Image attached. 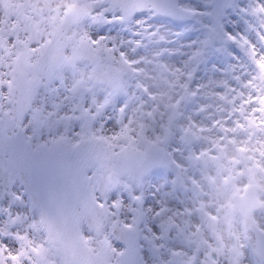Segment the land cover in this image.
Listing matches in <instances>:
<instances>
[{"label": "snow or ice", "instance_id": "obj_1", "mask_svg": "<svg viewBox=\"0 0 264 264\" xmlns=\"http://www.w3.org/2000/svg\"><path fill=\"white\" fill-rule=\"evenodd\" d=\"M0 264H264V0H0Z\"/></svg>", "mask_w": 264, "mask_h": 264}]
</instances>
